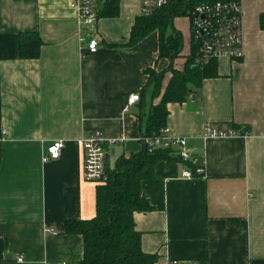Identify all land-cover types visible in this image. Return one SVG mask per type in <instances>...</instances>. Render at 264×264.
<instances>
[{
    "label": "crops",
    "instance_id": "0c3cea01",
    "mask_svg": "<svg viewBox=\"0 0 264 264\" xmlns=\"http://www.w3.org/2000/svg\"><path fill=\"white\" fill-rule=\"evenodd\" d=\"M117 2L118 15L104 17L96 0L97 19L82 24L69 0H0V264H80L82 237L64 226L96 214L82 139L102 134L106 175L142 153L158 101L146 69L161 71L169 62L158 58L157 31L128 45L141 0ZM241 6L243 57L213 60L217 77L204 79L193 100L167 105L165 126L186 139L190 160H161L154 177L140 183L151 209L133 219L154 264H264V0ZM21 32L38 34V58L19 57ZM90 39L98 42L95 53L86 50ZM190 51L189 29L175 69ZM163 78L162 89L170 74ZM131 94L140 100L126 107ZM206 124L243 135L206 137ZM58 140L65 142L60 158L42 162ZM194 168L203 176L182 178Z\"/></svg>",
    "mask_w": 264,
    "mask_h": 264
},
{
    "label": "trees",
    "instance_id": "16d2710c",
    "mask_svg": "<svg viewBox=\"0 0 264 264\" xmlns=\"http://www.w3.org/2000/svg\"><path fill=\"white\" fill-rule=\"evenodd\" d=\"M196 3L198 0H172L163 11L151 17L141 16L134 22L128 45H134L152 31H157L160 37L158 58H166L169 68L154 75L153 79L148 77V85L152 87V98L158 101L152 104L147 116L146 130L141 138L142 153L120 160L115 172L107 174L105 181L96 184V214L93 218L65 223L66 234L82 237L83 257L80 264H154L156 261V255L142 252L141 233L135 229L133 217L136 212H147L151 209L148 200L141 193L140 183L154 177L157 162L161 160L169 162L176 156L166 148H156L149 152L143 139L158 135L165 127L169 103L184 102L189 95L193 96L195 91L200 89L204 79L218 76L215 61H211L202 69L189 68L191 58L187 56L182 70L171 66L182 52V38L172 28V21L174 16L188 15ZM100 15L116 17L117 0H105ZM259 24L260 28L264 29V14L260 15ZM169 27L172 28V33L165 36L164 31ZM41 45L42 42L36 32H21L18 35L20 58H38ZM149 72L146 69V74ZM166 73L170 74V78L162 89ZM154 78L159 81L156 82Z\"/></svg>",
    "mask_w": 264,
    "mask_h": 264
},
{
    "label": "built area",
    "instance_id": "2783aa9c",
    "mask_svg": "<svg viewBox=\"0 0 264 264\" xmlns=\"http://www.w3.org/2000/svg\"><path fill=\"white\" fill-rule=\"evenodd\" d=\"M105 0H101L103 3ZM172 0H141V12L150 16L157 10L168 6ZM70 8L77 13L82 24H88L97 19L96 0H69ZM242 6L241 0H198L190 12L189 29L191 51L189 67L203 68L213 60L219 58L240 59L243 57L242 33ZM98 42L90 39L86 45L88 53H95ZM189 59V58H188ZM191 100L193 98L189 96ZM140 100L139 94H131L127 98L126 107L132 106ZM206 137L223 138L228 136L243 135L234 130H217L210 124L204 127ZM143 142L149 152L156 148H166L184 162H188L191 153L187 148L185 138L171 135L170 129L163 127L158 135L146 137ZM84 155V178L91 183H101L106 180L104 169L105 149L102 134L95 131L81 141ZM65 147L62 140L51 142L43 151L42 162L55 161L60 158ZM182 178L192 179L203 176V169H184ZM19 262L22 259H18Z\"/></svg>",
    "mask_w": 264,
    "mask_h": 264
},
{
    "label": "rangeland",
    "instance_id": "374dc122",
    "mask_svg": "<svg viewBox=\"0 0 264 264\" xmlns=\"http://www.w3.org/2000/svg\"><path fill=\"white\" fill-rule=\"evenodd\" d=\"M167 8V6L165 7V8H161V9H159V10H157L156 12H154L152 15H154V14H156V13H158V12H160V11H163L164 9H166ZM152 15H150V16H144L143 14H142V12H141V16L142 17H151ZM189 16H190V13L188 14V15H186V16H174V19L175 18H177V19H173V21H172V23H174V26L177 28L176 30H180L181 31V34L183 35V49H182V54H184L186 51H187V49H188V45H189V25H188V21H189ZM154 18V17H153ZM171 32H172V29H171V27H169L168 29H167V33H166V35L167 36H169V34H171ZM166 59V58H165ZM176 60V59H175ZM175 60H174V62H173V64L175 65V66H180L181 65V62H183L182 61V59L179 61V59L177 60V62H175ZM171 65V66H174V65ZM188 67H189V65H188ZM169 68V65L165 68V69H163V70H161V71H156L155 69L151 72H149L148 73V77L149 78H151V79H153V76L154 75H157V74H160L162 71H164V70H166V69H168ZM190 68V67H189ZM167 74V73H166ZM165 74V75H166ZM164 75V76H165ZM155 79V78H154ZM164 79V78H163ZM155 81L156 82H158L159 80L158 79H155ZM149 95H150V92H149ZM140 96V95H139ZM150 97V96H149ZM148 97V98H149ZM149 108H150V101L148 100L147 101V110H149ZM202 169V168H201Z\"/></svg>",
    "mask_w": 264,
    "mask_h": 264
}]
</instances>
